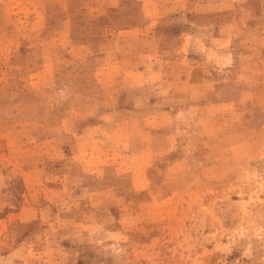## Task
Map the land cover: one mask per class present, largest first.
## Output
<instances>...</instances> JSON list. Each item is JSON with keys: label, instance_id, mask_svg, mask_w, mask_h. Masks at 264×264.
<instances>
[{"label": "rangeland", "instance_id": "obj_1", "mask_svg": "<svg viewBox=\"0 0 264 264\" xmlns=\"http://www.w3.org/2000/svg\"><path fill=\"white\" fill-rule=\"evenodd\" d=\"M0 264H264V0H0Z\"/></svg>", "mask_w": 264, "mask_h": 264}]
</instances>
